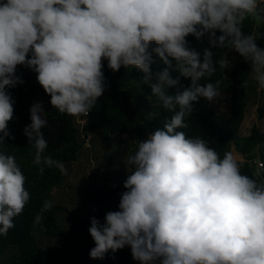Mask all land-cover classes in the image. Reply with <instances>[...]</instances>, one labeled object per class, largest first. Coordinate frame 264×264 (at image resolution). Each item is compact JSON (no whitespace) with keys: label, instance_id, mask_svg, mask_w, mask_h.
<instances>
[{"label":"clouds","instance_id":"1","mask_svg":"<svg viewBox=\"0 0 264 264\" xmlns=\"http://www.w3.org/2000/svg\"><path fill=\"white\" fill-rule=\"evenodd\" d=\"M249 19L264 23V0H0V143L15 139L8 89L24 83L18 66L36 73L60 114H89L107 87L105 61L112 72L140 70L159 106L172 113L127 156L119 210L107 212L103 223L90 219V258L127 246L139 264H264V175L245 174L231 151L221 156L207 140L180 130L188 127L193 102L222 97L221 82L211 77L217 63L229 65L213 59L214 47L238 53L257 91L264 90V47L243 30ZM189 35L207 37L209 47H192ZM153 53L164 70L152 71ZM173 61L191 83L169 95L179 84L169 71ZM29 111L23 134L33 164L41 173L47 166L67 174L63 162L44 155L42 104ZM25 182L15 156L0 151V235L15 227L30 200ZM52 207L45 200L34 223Z\"/></svg>","mask_w":264,"mask_h":264},{"label":"trees","instance_id":"2","mask_svg":"<svg viewBox=\"0 0 264 264\" xmlns=\"http://www.w3.org/2000/svg\"><path fill=\"white\" fill-rule=\"evenodd\" d=\"M243 30L255 35L257 44L264 47V23L257 24L250 19L245 20ZM187 40L192 47L199 50L209 47L207 37L200 42L189 35ZM212 51L215 61L223 59L229 65L228 68H221L217 63L216 72L211 77L212 82L217 80L221 82L222 97L218 100L225 104V108L218 109L214 107L213 101L209 102L205 98H200L192 103L193 111L189 117L185 118L188 127L180 130L185 131L189 136H200L207 140L221 156L233 147L243 159L240 163L245 174L252 175L260 172L264 175V131L261 132L252 127L248 135L239 136L245 107L248 105L250 94L256 88L254 84H251L250 64L232 50L214 47ZM230 52L236 53V58L227 63L226 56ZM153 60L155 61L151 64L153 72L162 71L167 67L154 53ZM172 64L173 67L169 69L170 74L173 78L179 77V84L167 89L169 95H175L177 91H182L191 83L190 78L180 76L175 70V61ZM17 75L24 83L8 89L15 101V118L9 122L8 128L15 139L5 138L4 142L0 143V151L15 156L17 164L26 176L25 188L30 193V200L22 214L15 217V227L10 229L7 235H0V256L10 248H14L15 253L10 259L11 264H14V261L17 264H139L138 261L133 260L130 247L127 246L115 253L110 250L103 259L90 258L88 247L91 249L95 245L89 232L86 234L87 239L84 236L83 229L86 223L77 221L74 225L75 231H72L70 225L66 223V216L71 215L74 209L69 211L68 205L65 204L68 201L66 198L68 194L62 189L66 183L64 174L55 167L47 166H44L43 173L39 171L40 166L32 162L34 149L29 145L23 129L31 123L30 107L34 103H41L45 110L43 115L47 120V126L42 129L48 142L44 155H51L53 159L63 162L67 167L80 159L86 150L85 138L89 137V141L93 143L96 137H92L100 136L102 144L105 145V142L110 139L120 138L132 132L139 140L142 136L148 137L157 128H162L172 113L159 106L158 101L151 94L149 84L143 82L144 74L140 70L135 67H121L118 72H112L107 68L105 61L104 75L107 87L104 94L98 98L97 104L90 110L80 133L74 127L73 117L60 114L52 107L50 96L44 92L36 80V73L18 66ZM245 81L247 86H244ZM152 82H155L154 78ZM256 117L258 121L264 118V103L256 108ZM252 159L260 160L263 167L256 169L250 166L248 161ZM126 172L128 176L127 169ZM126 178L111 179L105 175L104 183L98 189L90 190L94 193L91 200L102 204L111 201L117 195L120 196L126 190L123 187ZM112 182L119 183L120 187L112 189ZM45 200L51 201L53 207L43 213V219L39 224H35V217L41 212ZM84 202V198H80V204ZM118 210L119 207L115 211ZM84 211L88 220L95 217L101 223L104 222L106 211L102 210L98 215L87 209ZM91 214L93 216H90ZM72 216L76 215L72 214ZM62 220H64L63 223ZM68 236H73L78 242L80 241V248H73L74 254L66 257L58 248L38 245L39 238L63 239Z\"/></svg>","mask_w":264,"mask_h":264},{"label":"rangeland","instance_id":"3","mask_svg":"<svg viewBox=\"0 0 264 264\" xmlns=\"http://www.w3.org/2000/svg\"><path fill=\"white\" fill-rule=\"evenodd\" d=\"M236 58V53L230 52L226 56L227 63L232 62ZM251 84H254L256 86L253 93L250 94L248 105L245 107L244 110V117L239 129V136H246L250 133L251 128L255 127L259 131H264V118L260 121L257 120L256 117V108L258 106H261L264 103V90L257 91V85L255 81L251 79ZM214 107L218 109H224L225 104L215 99L213 102ZM134 129V128H133ZM132 129V130H133ZM147 137L142 136L139 140L136 139V137L131 133L120 137V138H113L109 141L105 142V145L102 144V142L95 140L93 142L95 144V152L94 155L96 156L95 159L87 160V163L90 164V170H92V166L100 167L101 171L106 172V175L110 177L111 179H121L122 177H127L126 169L130 166L127 165L126 160L127 156L131 153H133L136 150V146L139 141L145 140ZM101 143L100 145L97 143ZM92 143V142H91ZM88 144H90L88 140ZM101 150L98 153L97 151ZM237 158H239V154L236 153L233 149L231 151ZM86 163V161H85ZM128 170V169H127ZM81 185H83V182H76L74 185L70 186L76 191L77 188H79ZM99 188L100 186L96 185V188ZM72 188H67L68 191H64L67 194V202H65L66 205H68L69 211L72 212V214L76 216L68 215L66 223H68L70 226V229L72 231H75L76 228H74L73 223L75 224L77 221H82L86 223L85 230L90 227V220L86 218V214L84 209L90 210L95 212V214H100L102 210L109 212V211H115L119 206L120 196H115L114 199H112L109 202L102 203L101 202H94L91 199L94 197V193L91 191H87L83 194V192L76 194L75 191L72 190ZM93 188H95V185H93ZM80 198H84V203L80 204ZM65 216V215H64ZM90 216H93L92 214ZM69 218V219H68ZM64 220H62L63 223ZM38 245L41 247H51L54 249H59L60 252L64 257L68 256L69 254H74L73 248H80V241L78 242L77 239L73 236H68L63 239L60 238H54V237H43L38 239ZM88 251L90 252V248L88 247ZM15 253L14 248H10L8 251L3 253L0 256V264H11L10 259ZM14 264L17 262L14 261Z\"/></svg>","mask_w":264,"mask_h":264},{"label":"crops","instance_id":"4","mask_svg":"<svg viewBox=\"0 0 264 264\" xmlns=\"http://www.w3.org/2000/svg\"><path fill=\"white\" fill-rule=\"evenodd\" d=\"M92 138H95V140H98L101 142L100 136H93ZM89 142H90V144H88V146H85L86 150L83 152L80 159H78L76 162H73L66 167L67 174H64L66 183H65V186L62 188V189H64V191H68L67 188H72L70 186V184L74 185L76 182L82 181L83 185H81L79 188H77L76 191L73 190L74 187L72 188V190L75 191L76 194H79L80 192L81 193L83 192V194H84L87 191H90V190L92 191L93 189H98V187L96 188V185L100 186L102 183H104L103 177L106 175V172L101 171V166L100 167L92 166L93 168H92V170H90V164L87 163L88 159H90V161H91L92 159H95V157H96L94 155L96 146L94 143H91V141H89ZM95 143H96V141H95ZM97 144L100 145L101 143L98 142ZM232 149H233V147L230 149V151H232ZM97 152L98 153L100 152V154H101V150L98 149ZM238 156L240 158L239 161L242 162L243 159H242L241 155L239 154ZM85 161H86V163H85ZM93 185H95V188H93ZM66 193H68V192H66ZM74 225L75 224L73 223L72 226H74ZM83 232H84V236H86V234L88 233V228L86 230L83 229ZM87 238L88 237L86 236V239Z\"/></svg>","mask_w":264,"mask_h":264},{"label":"built area","instance_id":"5","mask_svg":"<svg viewBox=\"0 0 264 264\" xmlns=\"http://www.w3.org/2000/svg\"><path fill=\"white\" fill-rule=\"evenodd\" d=\"M88 115L86 117H81L79 119L73 117V124H74V127L78 130V132L81 133L82 127L86 123ZM84 140H85L84 146H88L89 137L85 138ZM248 163H249L250 166H253L256 169H260V168L263 167L262 162L260 160H258V159H252V160L248 161ZM119 187H120L119 183H117V182H112L111 183V188L112 189H118Z\"/></svg>","mask_w":264,"mask_h":264}]
</instances>
